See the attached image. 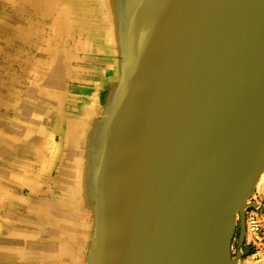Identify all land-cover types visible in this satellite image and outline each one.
Here are the masks:
<instances>
[{"label":"water","instance_id":"obj_1","mask_svg":"<svg viewBox=\"0 0 264 264\" xmlns=\"http://www.w3.org/2000/svg\"><path fill=\"white\" fill-rule=\"evenodd\" d=\"M110 3L85 19L117 74L77 137L67 264H237L264 173V0Z\"/></svg>","mask_w":264,"mask_h":264},{"label":"bare ground","instance_id":"obj_2","mask_svg":"<svg viewBox=\"0 0 264 264\" xmlns=\"http://www.w3.org/2000/svg\"><path fill=\"white\" fill-rule=\"evenodd\" d=\"M107 2L111 10L110 0H0V106L16 112L14 120L0 121V188L7 194L0 212L11 218L0 236V264H67L75 230L71 201L79 188L83 191L81 184L75 186L77 137L117 74L101 26L85 21ZM21 79L29 81L24 92ZM75 83L78 92L69 87ZM24 100L36 106L23 110ZM47 170L55 173L44 178ZM79 177L83 180V172ZM262 192L264 173L246 214ZM245 228L243 246L238 235V252L232 245L241 258L251 251L245 245L247 216ZM249 264L260 262L252 256Z\"/></svg>","mask_w":264,"mask_h":264},{"label":"rangeland","instance_id":"obj_3","mask_svg":"<svg viewBox=\"0 0 264 264\" xmlns=\"http://www.w3.org/2000/svg\"><path fill=\"white\" fill-rule=\"evenodd\" d=\"M5 3V2H4ZM3 3V4H4ZM9 6V5H8ZM8 6H7V8H8ZM2 8V7H1ZM6 8V9H7ZM10 9H12V8H10ZM2 10H3V8H2ZM13 10V12H15V10L14 9H12ZM23 10H24V14H26V10H25V8H23ZM37 19H38V17H37ZM10 39V41H12L11 43L12 44H14L15 45V41H14V38H9ZM9 39H8V41H9ZM21 49H24L23 47H21ZM24 79V78H23ZM23 79H21L22 81H21V84H22V89H21V91L22 92H24L25 90H26V85L29 83V81L27 82V80L25 79V80H23ZM24 82V83H23ZM70 89L71 88H73V90L75 91V92H78L79 91V87H78V83H75V84H70ZM8 89V88H7ZM7 99H11V98H7ZM28 105V107H30V106H36V105H34L32 102H31V100H29L28 102H26L25 103V100L23 101V103H22V106H23V110L26 108V106ZM2 109V110H1ZM4 109V110H3ZM2 112V113H1ZM15 115H16V112L14 111V110H11V109H9V110H7V109H5V107L4 106H0V121H4V122H6V123H8L10 120H14V118H15ZM7 130H8V127L6 126V132H7ZM8 133V132H7ZM6 139H9L8 138V135L6 134ZM57 139H60L59 138V136L57 137ZM36 169V171H35V175L36 176H39L40 175V172L38 171L39 170V167H36L35 168ZM49 169H51V168H49ZM48 173L49 174H54L55 172H54V170H47L46 171V174H45V176H44V178L45 177H47L48 176ZM19 189V190H18ZM21 187L18 185L17 186V191H21ZM25 190H24V192L25 193H27L28 192V189L27 188H24ZM4 193V194H3ZM24 195H27V194H24ZM5 196V197H4ZM2 197V198H1ZM20 197H23V195H20ZM7 198V194L4 192V190L2 189V188H0V200L1 199H6ZM255 198H261L263 201H264V193L262 192L261 194L260 193H258L253 199H255ZM3 201V200H2ZM6 205V206H5ZM9 205V203L7 202L6 204H5V202H4V206L3 207H7ZM3 211V210H2ZM2 211L0 212V236H1V234L4 232V230L6 229V227H7V225L10 223V221H11V218H9V214H6V215H3L2 214ZM4 212H6V210L4 211ZM2 214V215H1ZM17 215V212L14 214V217ZM246 216H247V214H246ZM260 219L262 220V225H263V227H264V210L260 213ZM5 223V224H4ZM67 230V227L66 226H64V231H66ZM60 237L62 238V239H64V236H63V234H61L60 235ZM35 239V238H34ZM35 240H37V239H35ZM28 245V244H27ZM245 245H246V237H245ZM18 247H16V249H17ZM237 249H238V246H237V237H236V239H235V241H234V251L236 252L237 251ZM10 250H14V249H10ZM62 254H63V256L65 255L64 254V252H63V250H62V252L60 253V256L62 257ZM63 259V261L65 262V257L64 258H62ZM251 261H252V256H251V251H250V253L248 254V255H244V256H242V258H241V260H240V264H249V263H251Z\"/></svg>","mask_w":264,"mask_h":264},{"label":"built area","instance_id":"obj_4","mask_svg":"<svg viewBox=\"0 0 264 264\" xmlns=\"http://www.w3.org/2000/svg\"><path fill=\"white\" fill-rule=\"evenodd\" d=\"M255 209L247 213V233L250 232L246 245L251 249L254 262L264 264V227L260 219V213L264 210V201L255 198Z\"/></svg>","mask_w":264,"mask_h":264},{"label":"flooded vegetation","instance_id":"obj_5","mask_svg":"<svg viewBox=\"0 0 264 264\" xmlns=\"http://www.w3.org/2000/svg\"><path fill=\"white\" fill-rule=\"evenodd\" d=\"M238 252V251H237Z\"/></svg>","mask_w":264,"mask_h":264}]
</instances>
